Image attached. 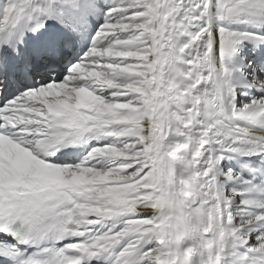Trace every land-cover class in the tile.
<instances>
[{
	"label": "snow or ice",
	"instance_id": "1",
	"mask_svg": "<svg viewBox=\"0 0 264 264\" xmlns=\"http://www.w3.org/2000/svg\"><path fill=\"white\" fill-rule=\"evenodd\" d=\"M0 264H264V0H0Z\"/></svg>",
	"mask_w": 264,
	"mask_h": 264
}]
</instances>
